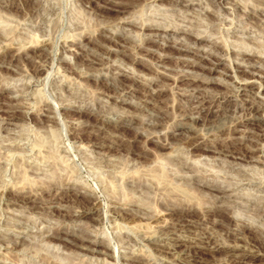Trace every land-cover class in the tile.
Segmentation results:
<instances>
[{
    "label": "rangeland",
    "instance_id": "1",
    "mask_svg": "<svg viewBox=\"0 0 264 264\" xmlns=\"http://www.w3.org/2000/svg\"><path fill=\"white\" fill-rule=\"evenodd\" d=\"M248 52L264 72V0H0V264H231L227 247L264 264V77L244 72ZM178 204L194 225L168 219ZM196 239L195 256L173 249Z\"/></svg>",
    "mask_w": 264,
    "mask_h": 264
},
{
    "label": "bare ground",
    "instance_id": "2",
    "mask_svg": "<svg viewBox=\"0 0 264 264\" xmlns=\"http://www.w3.org/2000/svg\"><path fill=\"white\" fill-rule=\"evenodd\" d=\"M123 18V17H122ZM124 21H126L125 19H124ZM122 23H123V21H122ZM126 23V22H125ZM153 32V31H152ZM188 39H189V37H188ZM109 40H110V38H109ZM196 40V39H195ZM201 41V40H200ZM37 41H33V46L31 45V47H29V49H31V50H33L34 52V54H37V53H39V51H38V48H37V44L35 45V43H36ZM6 45V44H5ZM9 48V47H8ZM191 49V48H190ZM9 49H7L6 51H8ZM194 51V50H193ZM192 51V52H193ZM32 53V54H33ZM249 53V52H248ZM25 55V54H24ZM23 55V56H24ZM42 55L44 56V54L42 53ZM247 56L250 60H252L251 62V67L250 68H244L243 70H244V72L246 73H248L249 74V76H252V77H258V76H260V77H264V72L263 71H261V68H259V66H258V64H256L254 61H256V60H254L253 59V57H257V56H259V55H257V54H243L242 56L244 57V56ZM5 56V55H4ZM28 56V55H27ZM28 57H30V56H28ZM34 57V56H33ZM42 57V56H41ZM183 57V56H182ZM184 57H185V55H184ZM16 58V57H15ZM136 58H137V56H136ZM246 58V57H245ZM1 59V58H0ZM28 59V58H27ZM31 59V58H30ZM35 60V59H34ZM108 60V59H107ZM248 60V59H247ZM254 60V61H253ZM28 61H29V59H28ZM33 62V61H32ZM36 62V61H35ZM53 63V62H52ZM98 63V62H97ZM161 64V63H160ZM162 65V64H161ZM37 67V66H36ZM246 67V66H245ZM41 73V72H40ZM38 74V73H37ZM161 74V73H160ZM183 75V74H182ZM127 76V75H126ZM186 76V75H185ZM188 76V75H187ZM188 77H190V76H188ZM254 77V78H255ZM128 78V77H127ZM179 78V77H178ZM134 79H135V77H134ZM247 79V78H246ZM126 80V79H125ZM156 80V79H155ZM179 80V79H178ZM195 80V79H194ZM201 80V79H200ZM245 80V79H244ZM138 81V80H137ZM176 81V80H175ZM141 83V82H140ZM106 84H108V83H106ZM132 85V84H131ZM261 85V84H260ZM126 86V85H125ZM124 86V87H125ZM128 86V85H127ZM130 86V85H129ZM110 87V86H109ZM112 89V88H111ZM133 89V88H132ZM135 89V88H134ZM133 89V90H134ZM247 88L246 87H244V89L243 90H246ZM128 90V89H127ZM1 91V90H0ZM124 91V90H123ZM126 91V90H125ZM243 94V93H242ZM241 96V95H240ZM214 98V97H213ZM242 98H244V97H242ZM206 99V98H205ZM245 99V98H244ZM208 100V99H207ZM246 100V99H245ZM244 100V101H245ZM203 101V100H202ZM205 101V100H204ZM216 101H218V100H216ZM243 101V102H244ZM207 102H209V101H207ZM212 102V101H211ZM165 104V103H164ZM219 104H221L220 102H219ZM202 105H206V104H202ZM208 105V104H207ZM243 105V104H242ZM214 106H215V103H210V105H209V107L207 108V107H205L206 109H207V111H206V115L209 117L212 113H214L216 110H218L217 108H216V106H218V104H217V102H216V106H215V108H214ZM245 107V106H244ZM215 109V111H214V109ZM242 108H243V106H242ZM246 108L252 113H259V107H258V105H256L255 104V102H250V101H248V99L246 100ZM261 108V107H260ZM220 109V108H219ZM13 110H15V109H13ZM8 111V110H7ZM219 111V110H218ZM19 112V111H18ZM7 113H10V112H7ZM204 114V113H203ZM249 114V113H248ZM9 115V114H8ZM8 115H6L7 117H8ZM19 115V114H18ZM214 115V114H213ZM217 115V114H216ZM215 115V116H216ZM252 115H254V114H252ZM258 115V114H257ZM256 115V116H257ZM17 115H16V113H12V114H10L9 115V118H15ZM205 116V115H204ZM48 117V116H47ZM211 117V116H210ZM252 117V116H251ZM259 117V116H258ZM260 118V117H259ZM263 118V117H262ZM262 118H260V119H262ZM202 119V118H201ZM36 120V119H35ZM211 120V119H210ZM196 121H198V120H196ZM203 122H205V121H203ZM241 122V121H240ZM248 122V121H247ZM246 122V123H247ZM250 124H257V118L255 119V118H251V120H250V122H249ZM12 124V123H11ZM236 124V123H235ZM236 126V125H235ZM252 126V125H251ZM192 130V129H191ZM194 128H193V132H194ZM179 131V130H178ZM196 131V130H195ZM232 131V130H231ZM196 133H198V132H196ZM233 133V132H232ZM231 133V134H232ZM245 133H247V132H245ZM99 134V133H98ZM190 134V133H189ZM192 134V133H191ZM192 135H194V134H192ZM195 135H197V134H195ZM233 135V134H232ZM234 135H235V133H234ZM238 135V134H237ZM244 135V134H243ZM103 136V135H102ZM198 136V135H197ZM231 136V135H230ZM246 136H249V135H244V137H246ZM147 137V136H146ZM168 137H170V136H168ZM190 137V136H189ZM203 137V136H202ZM242 137V136H241ZM152 138V137H151ZM191 138V137H190ZM193 138V137H192ZM195 138H197V137H195ZM227 138V137H226ZM238 138V137H237ZM248 138V137H247ZM114 139V138H113ZM113 139H111V140H113ZM117 139V138H116ZM162 139H164V138H162ZM161 139V140H162ZM228 139V138H227ZM244 139H246V138H244ZM118 140V139H117ZM122 140V139H121ZM165 140V139H164ZM211 140V139H210ZM217 140V139H216ZM233 140V139H232ZM114 141H115V139H114ZM118 141H120V140H118ZM160 141V140H159ZM169 141V140H168ZM225 141V140H224ZM104 142H105V140H104ZM121 142V141H120ZM119 142V143H120ZM163 143V142H162ZM227 144H228V142H227ZM232 144V143H231ZM106 145V144H105ZM119 145V144H118ZM162 145V144H161ZM167 145V144H166ZM111 145L109 144V147H110ZM164 146V145H163ZM108 147V146H107ZM229 147V146H228ZM230 150V149H229ZM236 150V149H235ZM231 152H232V154H231V156L233 157V159L235 158V159H238V158H241V157H239L238 156V152H235V151H233V149H231ZM247 152H243V156L242 157H245L246 158V156H248L247 154H246ZM240 156H241V154H239ZM261 159V158H260ZM263 162V161H262ZM57 163V162H56ZM260 163V162H259ZM164 178V177H163ZM162 178V179H163ZM165 179V178H164ZM205 180V179H204ZM22 182V181H21ZM204 182V181H203ZM202 182V183H203ZM205 183V182H204ZM215 183V182H214ZM214 183H212V181H211V183H210V181L209 182H207V183H205V184H203V186H205L207 189H209V190H211V191H215V190H217L218 191V194H220V195H224V193H225V190H223L222 188H221V186H218L217 184H214ZM219 184V183H218ZM23 185H25V184H23ZM201 185V184H200ZM26 187V186H25ZM15 188V187H14ZM22 188V186L19 188V190ZM24 188V187H23ZM22 188V189H23ZM27 188H28V186H27ZM27 188H25V189H27ZM36 188V187H35ZM38 188H39V186H38ZM41 188V187H40ZM30 189V188H29ZM33 190H32V192L35 190L36 191V189H34V188H32ZM18 190V191H19ZM41 190H43L42 188H41ZM46 190V189H45ZM44 190V191H45ZM18 191H16V192H18ZM22 191V190H21ZM28 192L27 190H24V192ZM34 191V192H35ZM20 192V191H19ZM33 192V193H34ZM228 192V191H227ZM35 193H37V192H35ZM228 194V193H227ZM30 195V194H29ZM229 195V194H228ZM227 195V196H228ZM13 196H14V194H13ZM212 196H213V194H212ZM215 197V196H214ZM16 199H19V200H22V201H33V198H31L30 196H27V194H24V193H21V194H18V195H16V197H15ZM221 198H223V197H221ZM221 198H219V199H221ZM215 199V198H214ZM15 201V200H14ZM18 201V200H17ZM16 201V202H17ZM132 201V200H131ZM20 202V201H19ZM34 202V201H33ZM169 202H171V201H169ZM174 202V201H173ZM181 202V201H180ZM185 202V201H184ZM183 202V203H184ZM15 203V202H14ZM29 203V202H28ZM36 203V202H35ZM177 203V202H176ZM179 203V202H178ZM189 203V202H188ZM25 204H27V202L25 203ZM34 204V203H33ZM167 204V203H166ZM169 204V203H168ZM190 205H191V202L189 203ZM193 205H194V203H192ZM217 204V203H216ZM128 205V204H127ZM172 205V204H171ZM170 205V206H171ZM167 206H169V205H167ZM184 207H185V205H183ZM183 206L181 205V204H178V205H173V208H171V209H168V208H166V210L168 211L167 212V214H169V216L167 215V217H169L168 219H170V220H174V222L176 223V224H181L182 222H187L186 224H188V225H192L193 224V222H195V220L193 219V218H191V209H194L195 207H193V206H189L188 208H187V206L185 207L186 209H184L183 208ZM207 206V205H206ZM214 206V205H213ZM218 206V205H217ZM217 206H215V207H217ZM125 207H127V206H125ZM162 207H164V206H162ZM172 207V206H171ZM153 208V207H152ZM90 209V208H89ZM155 209V208H154ZM204 209V210H203ZM202 209V213H201V215L199 216V219H197V220H204V219H207V212H206V208H203ZM208 209H209V207H208ZM211 209H213V208H211ZM127 210H130V209H127ZM165 210V211H166ZM161 212V213H165V212H162V211H164V209L163 210H159L158 209V211H157V209H156V212ZM209 211V210H208ZM213 211H214V209H213ZM86 212H87V210H86ZM115 212V211H114ZM155 212V213H156ZM179 212H180V214H179ZM210 212V211H209ZM263 212V211H262ZM117 213V212H116ZM154 213V212H153ZM154 213V214H155ZM264 213V212H263ZM130 214V213H129ZM131 214H133L134 215V213H131ZM130 214V215H131ZM210 214V213H209ZM118 215V214H117ZM133 215H131V216H133ZM137 215V214H136ZM156 215H157V213H156ZM141 216V215H140ZM151 216H154V215H151ZM150 216V217H151ZM257 216V215H256ZM139 216H137L136 217V219L138 218ZM133 218H135V216H133ZM144 218V217H143ZM149 218V215H148V217H147V219ZM142 219V218H141ZM166 218H164V220H165ZM209 219V218H208ZM132 220V219H131ZM139 219H137V221H138ZM143 220V219H142ZM170 220H168V221H170ZM136 221V220H135ZM198 221V222H199ZM205 221V220H204ZM166 222H167V220H166ZM201 222V221H200ZM206 222V221H205ZM233 222V218H231V219H229L228 221H227V224H231ZM164 223H165V221H164ZM174 223V224H175ZM202 223V222H201ZM163 224V223H162ZM166 224L167 223H165V226H166ZM164 225V224H163ZM170 225V224H169ZM167 226L166 228H164L163 227V229H165L166 230V232L165 233H172L173 231H175V227H174V225H173V223H172V225L171 226ZM194 225V224H193ZM179 226V225H178ZM198 226V225H197ZM230 226V225H229ZM152 227V226H151ZM151 227H147L148 229L149 228H151ZM185 227H187V226H185ZM191 227H193V226H191ZM61 228V227H60ZM59 228V229H60ZM188 228H190V226L188 227ZM65 230V229H64ZM156 230V229H155ZM162 230V229H161ZM180 230V229H179ZM258 230V229H257ZM262 230V229H261ZM45 231H48V230H45ZM51 231V230H50ZM57 232H58V230H56ZM61 231H63V230H61ZM71 231H73V230H71ZM151 231V230H150ZM150 231H148V232H146V233H149ZM163 231V230H162ZM242 231V230H241ZM54 232V231H53ZM66 232H67V229H66ZM70 232V231H69ZM144 232V233H145ZM151 232H153V230L151 231ZM156 232H158V231H156ZM260 232V231H259ZM40 233H42V232H40ZM59 233H61V232H58V233H56L55 232V235L53 234V233H49L50 235H52L51 237H54V238H63L64 237V235H62L61 237L59 236ZM73 233V232H72ZM164 233V232H163ZM257 233H258V231H257ZM18 234V233H17ZM43 234V233H42ZM49 234L47 235V236H49ZM66 234V233H65ZM151 234V233H150ZM153 234H155L154 232L151 234V235H153ZM73 235H76V234H73ZM149 235V234H148ZM66 237V236H65ZM64 237V238H65ZM78 237V236H77ZM17 238H19L18 236H17ZM16 238V239H17ZM45 238H47V237H45ZM85 238V237H84ZM83 238V240L79 243V245L78 246H80V247H82L84 250H86L87 248H89V247H87V246H89V245H92V246H90V247H92V248H97V246L98 245H101V244H99V243H92V244H88V243H91V241L89 242V240H88V238L87 239H84ZM261 238V237H260ZM259 238V239H260ZM49 239V238H48ZM66 239V238H65ZM76 239V238H75ZM194 239V238H193ZM51 240V239H50ZM91 240V239H90ZM93 240V239H92ZM188 240V239H187ZM179 241V242H177L176 241V244H174L175 245V248H173V247H169V246H167V245H164L162 248L163 249H160L161 251L163 250V252H166V254H167V252H171V250L170 249H175L174 251H176L177 249L179 250V252H181L182 253V251H183V249H184V251H185V253H188V254H190V255H193V256H195V255H197L198 253H199V248H201V247H203L202 246V243L200 244L198 241H197V239H196V241ZM199 240V239H198ZM54 241V240H53ZM79 241H80V238H79ZM259 240H256V241H254V242H252V243H254L253 244V247H252V249H255V250H252L253 252H255L256 250H259V249H262V248H260V245H262V244H260L261 242H258ZM15 242H17V241H15ZM201 242V241H200ZM102 243V242H101ZM250 244H251V242H250ZM264 244V243H263ZM103 245V244H102ZM173 245V246H174ZM218 245V244H217ZM219 246V245H218ZM221 246V245H220ZM223 246V245H222ZM231 246V245H230ZM14 247V246H13ZM103 247H104V245H103ZM207 247V246H206ZM86 248V249H85ZM223 249L225 248L224 246L222 247ZM235 248V247H234ZM234 248H230V247H227V248H225L224 250L226 251V252H228L229 253V256H231L230 258H231V264H232V262H235V264L236 263H241V262H243L244 261V259L246 258V256H248V255H252L254 258L255 257H258L259 255L257 254V252H255V253H253V254H248V253H246V252H242V253H244V254H240V255H237V254H231L230 252H232V251H234ZM237 248V247H236ZM79 249V248H78ZM106 249V248H105ZM180 249H181V251H180ZM213 249V248H212ZM11 250H12V248H11ZM82 250V249H81ZM88 250H90V249H88ZM104 249H102V251H103ZM247 250H250V249H247ZM13 251V250H12ZM87 251V250H86ZM91 251V250H90ZM93 251H95V250H93ZM102 251H100V252H102ZM183 251V252H184ZM238 251V250H237ZM260 251V250H259ZM81 252V251H80ZM84 252V251H83ZM103 252H105V250L103 251ZM85 253V252H84ZM87 253H89V251H87ZM8 254V253H7ZM105 254V253H104ZM9 255V254H8ZM144 255V254H143ZM142 255V256H143ZM141 256V257H142ZM8 257V256H7ZM146 257V256H145ZM9 258H11V257H9ZM14 257L12 256V259H13ZM129 258H131V257H129ZM230 258H229V261H230ZM132 259V258H131ZM130 259V260H131ZM134 259V258H133ZM146 260H147V257L145 258ZM16 261H17V259H15ZM146 260H144V256L142 257V258H136V259H134V260H132L129 264H149V262H147ZM149 260V259H148ZM15 261V262H16ZM20 260H18L17 262H19ZM129 261V260H128ZM12 262V261H11ZM14 262V261H13ZM14 262V263H15ZM228 262V261H227ZM4 263V262H3ZM20 263V262H19ZM230 263V262H229ZM15 264H18V263H15ZM25 264H27V263H25Z\"/></svg>",
    "mask_w": 264,
    "mask_h": 264
}]
</instances>
